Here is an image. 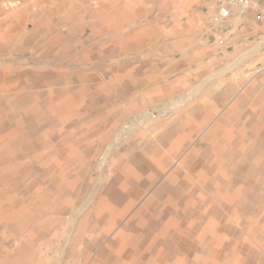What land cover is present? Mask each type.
Masks as SVG:
<instances>
[{
	"label": "rangeland",
	"instance_id": "374dc122",
	"mask_svg": "<svg viewBox=\"0 0 264 264\" xmlns=\"http://www.w3.org/2000/svg\"><path fill=\"white\" fill-rule=\"evenodd\" d=\"M210 6L0 0V264H264V21Z\"/></svg>",
	"mask_w": 264,
	"mask_h": 264
},
{
	"label": "built area",
	"instance_id": "2783aa9c",
	"mask_svg": "<svg viewBox=\"0 0 264 264\" xmlns=\"http://www.w3.org/2000/svg\"><path fill=\"white\" fill-rule=\"evenodd\" d=\"M214 7L210 19V31L219 38L224 36L226 26L236 16L251 13L255 19L264 21V0H209Z\"/></svg>",
	"mask_w": 264,
	"mask_h": 264
},
{
	"label": "crops",
	"instance_id": "0c3cea01",
	"mask_svg": "<svg viewBox=\"0 0 264 264\" xmlns=\"http://www.w3.org/2000/svg\"><path fill=\"white\" fill-rule=\"evenodd\" d=\"M209 8H211V9H213V12L212 13H214V7L211 5ZM247 16H250V17H253L254 18V16L251 14V13H248V14H246V15H244V16H236V17H234L231 21H230V23L226 26V31H227V28L228 27H231V26H234L235 27V24H236V22H246V24L249 22V19H248V17ZM251 20H252V18H251ZM256 21V20H255ZM212 34V33H211Z\"/></svg>",
	"mask_w": 264,
	"mask_h": 264
},
{
	"label": "bare ground",
	"instance_id": "6f19581e",
	"mask_svg": "<svg viewBox=\"0 0 264 264\" xmlns=\"http://www.w3.org/2000/svg\"><path fill=\"white\" fill-rule=\"evenodd\" d=\"M127 165V164H126Z\"/></svg>",
	"mask_w": 264,
	"mask_h": 264
}]
</instances>
